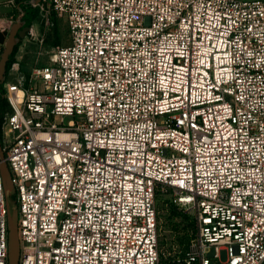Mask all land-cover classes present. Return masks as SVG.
<instances>
[{
  "label": "built area",
  "instance_id": "obj_1",
  "mask_svg": "<svg viewBox=\"0 0 264 264\" xmlns=\"http://www.w3.org/2000/svg\"><path fill=\"white\" fill-rule=\"evenodd\" d=\"M39 6L71 42L1 86L19 264H264V0ZM161 193L193 217L182 252L161 250Z\"/></svg>",
  "mask_w": 264,
  "mask_h": 264
},
{
  "label": "rangeland",
  "instance_id": "obj_2",
  "mask_svg": "<svg viewBox=\"0 0 264 264\" xmlns=\"http://www.w3.org/2000/svg\"><path fill=\"white\" fill-rule=\"evenodd\" d=\"M23 1L0 0V17L7 18L11 23L8 30L3 34L8 36L9 29L17 21L19 14L25 11L22 8ZM34 6H37L39 9L38 16L31 27V33L27 34L19 42V47L15 55V62L20 64L24 70H29L37 64L48 63L54 47L68 45L71 42L70 32L65 18H61L56 23L55 28L52 26L45 32L44 12L39 5ZM69 119L67 118V120ZM157 207L161 250L166 254L184 251L195 232L193 217L175 205L172 194L170 193H161L157 196ZM181 239H184L183 244L180 242ZM226 255V251L222 250L221 258L225 259Z\"/></svg>",
  "mask_w": 264,
  "mask_h": 264
},
{
  "label": "water",
  "instance_id": "obj_3",
  "mask_svg": "<svg viewBox=\"0 0 264 264\" xmlns=\"http://www.w3.org/2000/svg\"><path fill=\"white\" fill-rule=\"evenodd\" d=\"M33 5H39L42 0H30ZM25 11L21 12L17 21L9 29V34L4 43V49L0 58V96L1 86L6 79L7 65L13 54L15 47L27 34L31 33V27L26 26L23 19ZM0 173L5 181V192L8 205V225H9V262L8 264H19L20 260V238L18 229V206L14 197L15 187L12 181L11 172L5 158V152L0 137Z\"/></svg>",
  "mask_w": 264,
  "mask_h": 264
},
{
  "label": "trees",
  "instance_id": "obj_4",
  "mask_svg": "<svg viewBox=\"0 0 264 264\" xmlns=\"http://www.w3.org/2000/svg\"><path fill=\"white\" fill-rule=\"evenodd\" d=\"M23 2H24V4L22 5V8L26 12L24 17H23V19L26 21V25L27 26L32 27L35 19L38 16L39 9H38L37 6L32 5L30 3V0H24ZM6 36H7L6 34H2L1 35L2 42H4L6 40ZM18 47H19V45H17L15 47V50H14L13 54L11 55V58H10V60L8 62V65H7V71L8 72L11 69L12 65L15 63V55L17 53ZM5 105H6V101L3 98V95H1L0 96V115H1V112L4 109ZM0 126H1V117H0ZM180 242H181V244H183L184 243V239H181Z\"/></svg>",
  "mask_w": 264,
  "mask_h": 264
},
{
  "label": "flooded vegetation",
  "instance_id": "obj_5",
  "mask_svg": "<svg viewBox=\"0 0 264 264\" xmlns=\"http://www.w3.org/2000/svg\"><path fill=\"white\" fill-rule=\"evenodd\" d=\"M27 26V25H26Z\"/></svg>",
  "mask_w": 264,
  "mask_h": 264
}]
</instances>
